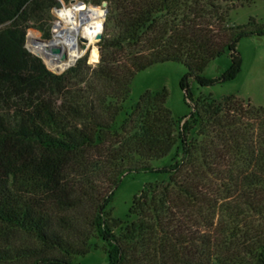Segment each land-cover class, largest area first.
Masks as SVG:
<instances>
[{
  "label": "trees",
  "instance_id": "16d2710c",
  "mask_svg": "<svg viewBox=\"0 0 264 264\" xmlns=\"http://www.w3.org/2000/svg\"><path fill=\"white\" fill-rule=\"evenodd\" d=\"M61 1L106 4L92 73L52 74L24 46L29 28L48 37L58 0H0V264H74L93 239L107 264H264V108L192 100L188 86L239 73L236 44L264 26L230 27L228 16L253 0ZM224 50L226 71L203 77ZM166 62L185 68L180 126L165 89L125 108L134 75ZM177 146L169 165L151 167ZM137 172L167 183L147 184L122 226L106 208Z\"/></svg>",
  "mask_w": 264,
  "mask_h": 264
},
{
  "label": "rangeland",
  "instance_id": "374dc122",
  "mask_svg": "<svg viewBox=\"0 0 264 264\" xmlns=\"http://www.w3.org/2000/svg\"><path fill=\"white\" fill-rule=\"evenodd\" d=\"M58 1L63 7H71L72 3L70 4V2L64 3L61 0ZM75 2H80L84 6H89L92 10L104 11L101 5L82 3L81 1H74L73 3ZM94 7H98L99 9ZM56 9V7H53L50 10V20L47 27L48 37L45 38L41 32L35 29H27L24 42L26 50L33 57L40 60L45 69L52 74L59 75L69 68L79 70L80 75L92 73L95 69L90 67L98 65L96 61L99 60V53L97 52L98 55H94L92 53V48L93 46L95 49L97 48L98 41L91 43V49L88 48L84 50V52L77 57L75 62L67 68L59 69L53 66L64 67L70 64L77 47L81 46L82 43L78 42L73 51L74 53H71L72 56L69 55L67 61L62 64L46 61L42 53L34 50L41 58L36 57L31 51V46L34 45L31 43L32 39L35 40V42H48L53 39L54 26L59 21L57 18L58 10ZM104 17L105 15H103V19ZM249 19H253L256 24L264 26V0H253L249 5L237 7L235 10L230 11L227 25L230 27L245 25ZM35 45L38 47L41 46L40 44ZM235 49L241 59L240 70L235 78L231 81L215 83L212 86L206 87H200L194 80L190 79L188 81V86L192 100L210 95L216 102H221L227 97H234L240 101L242 105L248 104L256 108H264V36L243 38L238 41ZM229 64V52L224 50L219 57L207 64L202 72V76L211 80L217 79L226 71ZM184 73V66L173 62L155 64L136 73L130 82V92L125 103V108L128 110L133 107L138 98L145 91L156 94L162 89H165L167 93L165 107L178 120L180 126L184 121V117H187L191 111L183 92L178 87L179 80ZM194 134L195 130L191 132L190 137L192 138ZM178 154L179 147L177 146L165 159L159 162H151V167L157 169L167 166ZM153 183H162L165 185L167 183V176L153 172H137L124 176L115 189L111 202L106 208L107 211L115 220L119 221L122 226L130 223L133 219H128V210L131 206L132 199L137 197L147 184ZM115 233L118 234L119 230L115 231ZM90 246L91 251L85 256L77 257L73 261L74 264H107V256L101 251L103 246L101 240H91Z\"/></svg>",
  "mask_w": 264,
  "mask_h": 264
},
{
  "label": "bare ground",
  "instance_id": "6f19581e",
  "mask_svg": "<svg viewBox=\"0 0 264 264\" xmlns=\"http://www.w3.org/2000/svg\"><path fill=\"white\" fill-rule=\"evenodd\" d=\"M57 12L59 21L54 26L53 39L42 43H37L32 39L31 43L34 45L31 46L33 49L31 51L35 53V50L42 53L46 61L62 64L67 61L68 56L74 51L76 45L80 42V38L85 40L83 45H90L96 41L95 37L101 30L103 11L92 10L89 6L72 5L70 8H60ZM35 44L41 46L38 47ZM48 47L61 49L65 54V59L62 60L59 56H51L46 49Z\"/></svg>",
  "mask_w": 264,
  "mask_h": 264
},
{
  "label": "water",
  "instance_id": "95a60500",
  "mask_svg": "<svg viewBox=\"0 0 264 264\" xmlns=\"http://www.w3.org/2000/svg\"><path fill=\"white\" fill-rule=\"evenodd\" d=\"M74 1H71L70 3H73ZM75 4L79 5L80 2H76ZM56 7H60L61 6V3L60 2H57ZM101 6L104 8V11H103V15H105V7H106V4L105 3H102ZM103 23H104V19H103V16H102V19H101V30L100 32L96 35L95 39L96 41H99L101 39V35H102V29H103ZM80 41L84 44L85 43V40L83 38H80ZM37 43H42V41H38ZM48 53L50 55H59V57L64 60L65 59V55L63 54V52L61 51V49H59L58 47H50V48H46ZM97 52L99 53V48L97 47ZM34 55L36 57H38L35 53Z\"/></svg>",
  "mask_w": 264,
  "mask_h": 264
},
{
  "label": "built area",
  "instance_id": "2783aa9c",
  "mask_svg": "<svg viewBox=\"0 0 264 264\" xmlns=\"http://www.w3.org/2000/svg\"><path fill=\"white\" fill-rule=\"evenodd\" d=\"M58 2H59V1H58ZM75 3H76V2H75ZM75 3H72V4L70 3V4H71V6H72V5H77V4H75ZM79 5H82V6H84V5H83V4H81V3H80ZM55 7H56V6H55ZM56 8H57L56 10H59L60 8H68V7H63V6H62V4H61V6H60V7H56ZM56 10H55V11H56ZM76 18H77V16H76ZM53 25H54V24H53ZM80 42H81V41H80ZM81 43H82V42H81ZM82 44H83V43H82ZM48 48H50V47H48ZM63 54H64V53H63ZM64 55H65V54H64ZM51 56H59V55H51ZM75 60H76V59H75ZM75 60H74V61H72L70 64L66 65V67H65V68H67V67L71 66V65H72V64L75 62ZM55 71H56V70H55Z\"/></svg>",
  "mask_w": 264,
  "mask_h": 264
}]
</instances>
